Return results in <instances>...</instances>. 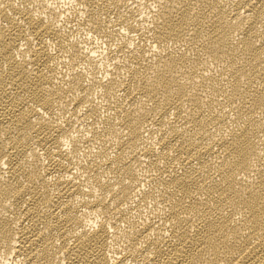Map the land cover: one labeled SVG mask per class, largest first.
Listing matches in <instances>:
<instances>
[{"label": "bare ground", "instance_id": "bare-ground-1", "mask_svg": "<svg viewBox=\"0 0 264 264\" xmlns=\"http://www.w3.org/2000/svg\"><path fill=\"white\" fill-rule=\"evenodd\" d=\"M70 2L0 0V264H264V0Z\"/></svg>", "mask_w": 264, "mask_h": 264}, {"label": "rangeland", "instance_id": "rangeland-1", "mask_svg": "<svg viewBox=\"0 0 264 264\" xmlns=\"http://www.w3.org/2000/svg\"><path fill=\"white\" fill-rule=\"evenodd\" d=\"M70 1H71V0H69V1H68V0H64L65 3H66V2L68 3V4L66 3V4H67V7H68V5H69V9H70V8L73 9V8H72V7H73V4H72V2H70ZM62 2H63V1H62ZM65 3H64V4H65ZM66 4H65V5H66Z\"/></svg>", "mask_w": 264, "mask_h": 264}]
</instances>
